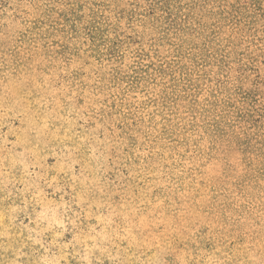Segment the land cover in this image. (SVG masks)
Instances as JSON below:
<instances>
[{"label":"rangeland","instance_id":"1","mask_svg":"<svg viewBox=\"0 0 264 264\" xmlns=\"http://www.w3.org/2000/svg\"><path fill=\"white\" fill-rule=\"evenodd\" d=\"M0 264H264V0H0Z\"/></svg>","mask_w":264,"mask_h":264}]
</instances>
